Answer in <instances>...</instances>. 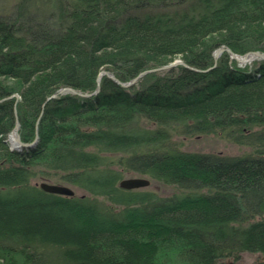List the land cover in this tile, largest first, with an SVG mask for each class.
Here are the masks:
<instances>
[{"label": "trees", "instance_id": "obj_1", "mask_svg": "<svg viewBox=\"0 0 264 264\" xmlns=\"http://www.w3.org/2000/svg\"><path fill=\"white\" fill-rule=\"evenodd\" d=\"M0 15V264H231L264 256V0H59ZM188 3L192 13L175 9ZM196 9V10H195ZM27 13V14H25ZM30 14V13H29ZM253 66V67H252ZM16 81L18 88L6 83ZM63 87L70 91L48 96ZM22 142L7 135L14 109ZM221 133L248 154L178 150ZM136 175L181 193L118 186ZM42 181L73 189L48 193ZM76 190L80 193L76 194ZM204 189V192L202 190ZM253 264H264V259Z\"/></svg>", "mask_w": 264, "mask_h": 264}, {"label": "rangeland", "instance_id": "obj_2", "mask_svg": "<svg viewBox=\"0 0 264 264\" xmlns=\"http://www.w3.org/2000/svg\"><path fill=\"white\" fill-rule=\"evenodd\" d=\"M19 1L20 0H0V15L12 14V12L17 11L18 10L17 4L19 3ZM58 1L59 0H26L25 1L26 2L25 9L27 10L28 14L27 13H25V14H27V15H31L32 14V15H35L36 17H38V18H40L42 15L47 16L49 13L54 11L55 5L59 3ZM175 10L177 12H179V13H184V12L192 13V8L190 7V5L188 3H185L184 5L178 7ZM218 48L226 49L225 47H218ZM218 48H216V49H218ZM224 51H226V50H224ZM213 52H212V56H213ZM226 52H228V51H226ZM250 52H256V50L255 51H248V52H245L244 54H241V55L240 54H236V53H234L232 51V53L234 54L235 58L236 59H244L243 62H239L235 58H232L230 53L228 52L229 53V59H230V61L231 60L235 61L237 63V65L241 66V67L246 66V65L247 66H251L253 64V61L260 60L261 58H258V57H254L253 58V55L250 54ZM217 59L213 61V65L211 67H208V68L203 69V70L197 69V68H195V69H197L199 72L207 71V70L215 67ZM175 60H177V59H175ZM178 60H180V59H178ZM180 61H182V60H180ZM165 65H167V64H165ZM192 68H194V67H192ZM167 69H169V68H167ZM163 70H165V69H163ZM194 71H196V70H194ZM156 72H158V71H156ZM130 81H128V82H130ZM128 82H122V83H128ZM6 84L7 85H11V87L13 86L15 88L19 87V85L17 84L16 81H11V83L9 82V83H6ZM128 87H130V86H128ZM60 93H62V92H60ZM14 94L16 96H11L10 95L11 96L10 98H13V97H17L18 98V93H14ZM55 97H53V98H55ZM14 115H15V118L18 119L16 108L14 109ZM15 118H14V121H15ZM18 121H19V119H18ZM10 135H11V132L7 135V140L9 142V144H10V147L12 148V145H11V142H10L11 141ZM34 140H35V142L37 141V134L35 135ZM171 142H173L174 147L176 149H178V150H183V151H188V152H196V153H214V154H220V155H224V156H228V157H237V156H241V155L243 156V155L248 154L249 152L252 151V148L250 146L240 145V144H238V143H236V142H234V141H232L230 139H227L221 133H217V134L216 133L215 134L211 133V134H205V135L193 136V137L174 136L173 139L171 140ZM33 144H31V145H33ZM18 148H20V147H18ZM18 148H12V149H18ZM130 177H140V176L124 175L123 178H130ZM129 190L142 191V192L152 191V192L156 193V195H158L160 197H170V196H172L174 194L182 192V190L180 188H177L174 185H164V184H160L158 182H150L149 185H147L145 187H140V188H136V189H129ZM75 191H76V194L80 193L79 190L75 189ZM202 192H204V189L202 190ZM263 259H264V256L262 254H260V253L242 252L240 254V257L238 258V260H236L235 262L231 261V264H253V263H255V262L259 261V260H263ZM222 263L228 264V263H230V261L229 260H224V261H222Z\"/></svg>", "mask_w": 264, "mask_h": 264}, {"label": "water", "instance_id": "obj_3", "mask_svg": "<svg viewBox=\"0 0 264 264\" xmlns=\"http://www.w3.org/2000/svg\"><path fill=\"white\" fill-rule=\"evenodd\" d=\"M224 50L228 51L232 58H235L234 54L232 53V51L230 49H228V48H226V49L218 48V49H216L213 52L214 60H216L218 58V56ZM250 54L253 55V58L254 57H258V58L264 59V54L259 52V51L250 52ZM236 60H238L239 62H243L244 61V59H236ZM177 64H181V65H183V66H185L187 68H190V69L198 71L197 69L188 66L183 61L175 60V61H173V62H171V63H169L167 65H162L160 67L151 68V69H147V70L141 71L130 82L122 83V82L116 80V78L110 72L105 71V70H101L99 72L98 76H97V87H96V89L93 92H91V93H78L77 91H75L71 87H63V88L59 89L58 92L53 93L51 96L47 97V100L55 97L60 92H67V91H70V92H73V93H78V95H81V96H90V95L96 94L99 91V79L102 76H107V77L111 78L112 80H114L115 82H117L118 84H120L121 86L128 87V86H131L137 79H139L141 76H144L145 74H148V73H151V72H156V71L163 70V69H167V68H170V67L175 66ZM11 96H16V95L13 94ZM11 96H7L5 98H2V99H0V101H2L4 99H7V98H10ZM18 130H19V121H18L17 118H15L14 127H13V130L11 131V135H10V139H11L10 142H11L12 148H18V147H21V146H29V145H31V144H33L35 142L36 139L33 142H31V143L22 142L21 139H20ZM149 183H150L149 179L144 178V177H130V178L121 179L119 181V183H118V186L120 188H122V189L129 190V189H136V188H140V187H145V186L149 185ZM38 185L43 191L48 192V193H55V194H61V195H71V194H73V189L71 187H69V186H66V185L55 184V183H50V182H46V181H42Z\"/></svg>", "mask_w": 264, "mask_h": 264}, {"label": "bare ground", "instance_id": "obj_4", "mask_svg": "<svg viewBox=\"0 0 264 264\" xmlns=\"http://www.w3.org/2000/svg\"><path fill=\"white\" fill-rule=\"evenodd\" d=\"M219 57V56H218ZM178 60V59H177Z\"/></svg>", "mask_w": 264, "mask_h": 264}]
</instances>
